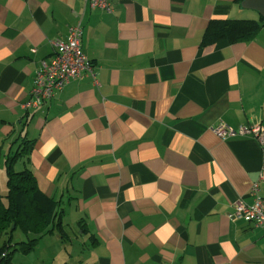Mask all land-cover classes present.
<instances>
[{"label":"crops","instance_id":"obj_1","mask_svg":"<svg viewBox=\"0 0 264 264\" xmlns=\"http://www.w3.org/2000/svg\"><path fill=\"white\" fill-rule=\"evenodd\" d=\"M258 15L240 0H0V171L30 140L14 166L60 200L63 229L87 230L47 234L17 264H264V230L229 218L264 199V145L212 130L264 125V26L202 44L211 19ZM76 24L98 84L71 78L24 108Z\"/></svg>","mask_w":264,"mask_h":264},{"label":"trees","instance_id":"obj_2","mask_svg":"<svg viewBox=\"0 0 264 264\" xmlns=\"http://www.w3.org/2000/svg\"><path fill=\"white\" fill-rule=\"evenodd\" d=\"M263 26L264 17L261 15L258 19H211L203 32L202 44L222 39L230 43L246 41L254 37ZM30 149L31 141L23 138L16 150L6 155L4 161L7 191L5 195L0 194V238H3L0 264H13L15 252H31L47 234L56 232L62 241L68 239L62 225L63 207L60 200L40 191L28 167L24 165L21 169H16L14 166L19 159L27 160ZM81 223L79 221V231L86 232ZM15 230H20L25 239L13 241Z\"/></svg>","mask_w":264,"mask_h":264},{"label":"built area","instance_id":"obj_3","mask_svg":"<svg viewBox=\"0 0 264 264\" xmlns=\"http://www.w3.org/2000/svg\"><path fill=\"white\" fill-rule=\"evenodd\" d=\"M90 5L106 11L110 10V0H90ZM82 29L80 24L72 25L68 29L66 40H53L54 53L52 58L45 62L36 71L31 97L26 101L24 108L37 107L51 98L71 78H80L89 74L95 84H98L90 59L82 51ZM213 132L220 138L247 134L252 136L260 145H264V125L259 123L240 125L237 130L219 123L212 127ZM263 177V175H261ZM256 191V184L252 192ZM230 219H242L264 230V199L255 197L252 203L237 201Z\"/></svg>","mask_w":264,"mask_h":264},{"label":"rangeland","instance_id":"obj_4","mask_svg":"<svg viewBox=\"0 0 264 264\" xmlns=\"http://www.w3.org/2000/svg\"><path fill=\"white\" fill-rule=\"evenodd\" d=\"M15 168L18 169L17 166H15ZM6 191H7V188H6L5 172L0 171V194L5 195ZM67 221L69 222V224L65 225L64 231L68 235V238H70L71 241L81 243V239H80L81 232L79 231L80 227L77 226L75 221L71 220L70 216L68 217ZM24 239H25L24 234L20 230H15V232L13 233V241H17V240L19 241V240H24ZM2 243H3V238H0V245ZM23 255L24 254H21V257H26ZM12 262H13V264H17L14 258L12 259Z\"/></svg>","mask_w":264,"mask_h":264},{"label":"water","instance_id":"obj_5","mask_svg":"<svg viewBox=\"0 0 264 264\" xmlns=\"http://www.w3.org/2000/svg\"><path fill=\"white\" fill-rule=\"evenodd\" d=\"M241 6L249 9H254L264 17V0H242Z\"/></svg>","mask_w":264,"mask_h":264}]
</instances>
